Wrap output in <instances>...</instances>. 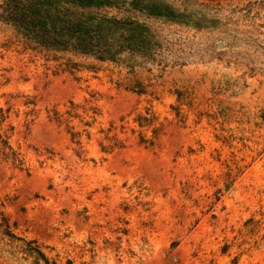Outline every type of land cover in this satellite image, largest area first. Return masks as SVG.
Wrapping results in <instances>:
<instances>
[{
	"label": "rangeland",
	"instance_id": "1",
	"mask_svg": "<svg viewBox=\"0 0 264 264\" xmlns=\"http://www.w3.org/2000/svg\"><path fill=\"white\" fill-rule=\"evenodd\" d=\"M219 2L255 3L229 29L257 41L176 27L164 72L31 51L0 23V148L23 163L0 153V219L43 255L0 244V264H264V0Z\"/></svg>",
	"mask_w": 264,
	"mask_h": 264
},
{
	"label": "trees",
	"instance_id": "2",
	"mask_svg": "<svg viewBox=\"0 0 264 264\" xmlns=\"http://www.w3.org/2000/svg\"><path fill=\"white\" fill-rule=\"evenodd\" d=\"M254 4L226 10L219 0H0V23L13 28L31 51L90 58L128 73L155 67L164 72L183 66L171 50L176 27L220 31L232 44L252 45L256 30L229 26L254 21ZM0 153L21 168L22 160L6 142ZM0 244L13 249V254L43 258L37 244L16 237L3 217Z\"/></svg>",
	"mask_w": 264,
	"mask_h": 264
},
{
	"label": "water",
	"instance_id": "3",
	"mask_svg": "<svg viewBox=\"0 0 264 264\" xmlns=\"http://www.w3.org/2000/svg\"><path fill=\"white\" fill-rule=\"evenodd\" d=\"M221 45H219V47H220Z\"/></svg>",
	"mask_w": 264,
	"mask_h": 264
}]
</instances>
